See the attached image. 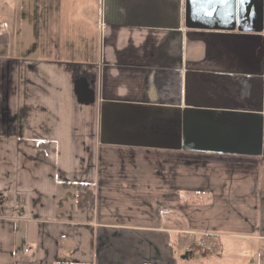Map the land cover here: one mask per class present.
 I'll return each mask as SVG.
<instances>
[{"label": "crops", "instance_id": "crops-1", "mask_svg": "<svg viewBox=\"0 0 264 264\" xmlns=\"http://www.w3.org/2000/svg\"><path fill=\"white\" fill-rule=\"evenodd\" d=\"M20 224L25 264L83 261L76 225L95 264L264 242V0H0V264Z\"/></svg>", "mask_w": 264, "mask_h": 264}, {"label": "rangeland", "instance_id": "rangeland-1", "mask_svg": "<svg viewBox=\"0 0 264 264\" xmlns=\"http://www.w3.org/2000/svg\"><path fill=\"white\" fill-rule=\"evenodd\" d=\"M81 192L85 193V190H81ZM86 193V197L82 198V205L85 211L90 212L94 208V190L89 187ZM24 225L25 224L21 226L20 224V227H18L14 264H25L30 262L32 256L39 250V243L37 244L38 247H34L35 249H33L31 241H38L40 240V237L27 238V236L21 235L22 229L25 230L26 227ZM72 228L75 229V234L73 237L78 244V249L81 254V258L83 259V261L73 262V264H95L94 257L96 253L92 252L94 247L92 246V233H90V228L86 225H76ZM27 229L30 233L34 232V226L32 227V224H29ZM219 239H214L213 242H210L213 244L210 247L201 248L199 246V248H196L194 245L195 243L189 244L186 247L190 246V251H187L186 247L181 248L180 246L176 245L175 249L177 264H184L188 261H196L197 264H212L210 263L211 261H215L218 264H225L226 262L228 264H264V242L258 241L256 239H246V237H223L222 239ZM70 242V239H66L63 241V244L68 245ZM216 242L218 243L216 244ZM41 244L43 245L42 251L45 254L43 261H45L46 264L48 261L46 257L48 254L47 247L50 243L46 238L43 239L42 237ZM171 246L173 248L174 243L171 242L170 247ZM40 254L37 256H40ZM167 258L168 257H163V259ZM65 262H60L58 264H66L67 262ZM36 264L40 263L37 262ZM67 264L71 263L69 262ZM172 264H174L173 261Z\"/></svg>", "mask_w": 264, "mask_h": 264}, {"label": "trees", "instance_id": "trees-1", "mask_svg": "<svg viewBox=\"0 0 264 264\" xmlns=\"http://www.w3.org/2000/svg\"><path fill=\"white\" fill-rule=\"evenodd\" d=\"M83 190V189H82ZM80 198H81V202H80V206L83 208V205H82V203H83V196H82V194L80 193ZM200 240L199 241H197V243H199V242H213V240L214 239H216V237H212V236H210V235H204V236H201L200 238H199ZM215 241H217V240H215ZM196 242V238L195 237H192V236H189V235H187V236H179V238H178V245L181 247V248H185L187 245H189V244H193V243H195ZM218 242H216V244H217ZM180 248V249H181Z\"/></svg>", "mask_w": 264, "mask_h": 264}, {"label": "built area", "instance_id": "built-area-1", "mask_svg": "<svg viewBox=\"0 0 264 264\" xmlns=\"http://www.w3.org/2000/svg\"><path fill=\"white\" fill-rule=\"evenodd\" d=\"M168 213V212H167ZM194 244V243H193ZM195 247L196 248H199V246L202 248V247H210V246H212L213 244L212 243H209V242H200V243H197V242H195ZM186 250L187 251H190L191 250V247L190 246H188V247H186Z\"/></svg>", "mask_w": 264, "mask_h": 264}]
</instances>
